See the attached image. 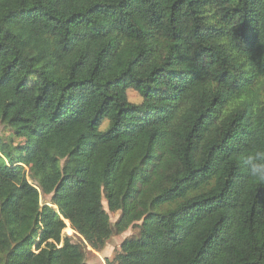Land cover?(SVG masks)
<instances>
[{
    "label": "trees",
    "instance_id": "16d2710c",
    "mask_svg": "<svg viewBox=\"0 0 264 264\" xmlns=\"http://www.w3.org/2000/svg\"><path fill=\"white\" fill-rule=\"evenodd\" d=\"M0 124V264H264V0H0Z\"/></svg>",
    "mask_w": 264,
    "mask_h": 264
},
{
    "label": "rangeland",
    "instance_id": "374dc122",
    "mask_svg": "<svg viewBox=\"0 0 264 264\" xmlns=\"http://www.w3.org/2000/svg\"><path fill=\"white\" fill-rule=\"evenodd\" d=\"M120 92L131 102L138 103L141 101V97L139 93L132 88H121ZM107 122H108V118L105 119L103 127L107 125ZM9 133H10V130L4 127L2 124H0V135H2L3 138H7ZM48 199H49V196H41L42 203H45V201H47ZM103 205L106 209L105 202L103 203ZM119 213L120 212H114V213L109 212L110 221L112 223H114L118 219ZM65 222H66V228L63 230V233L65 235L71 236L73 241L79 242L78 235H76L73 229L70 227L69 222L67 220ZM136 233H137V227L131 226L121 234L111 235L105 247L101 251H95V250H92L89 246H85L84 253H85L86 260L89 263L105 264V259L106 258L111 259L113 257L115 251L118 250L120 243L125 238L130 237L132 235H136Z\"/></svg>",
    "mask_w": 264,
    "mask_h": 264
}]
</instances>
